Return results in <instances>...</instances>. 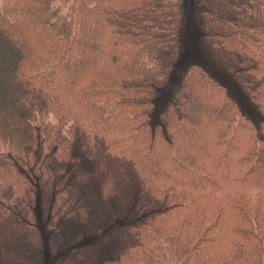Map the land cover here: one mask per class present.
I'll return each mask as SVG.
<instances>
[{"label":"trees","instance_id":"16d2710c","mask_svg":"<svg viewBox=\"0 0 264 264\" xmlns=\"http://www.w3.org/2000/svg\"><path fill=\"white\" fill-rule=\"evenodd\" d=\"M180 1L1 0L0 264L20 235L42 242L33 180L54 218L85 219L50 168L78 144L104 209L131 216L103 264H264V121L240 116L193 64L163 125L150 124ZM243 1L204 24L205 42L264 116V0Z\"/></svg>","mask_w":264,"mask_h":264},{"label":"rangeland","instance_id":"374dc122","mask_svg":"<svg viewBox=\"0 0 264 264\" xmlns=\"http://www.w3.org/2000/svg\"><path fill=\"white\" fill-rule=\"evenodd\" d=\"M1 2V0H0ZM243 0H181L176 47L166 46L159 54L163 81L155 92L150 114L152 128L163 125L164 113L177 100L182 76L193 64L202 67L207 75L223 86L240 116L253 122L256 128L264 116L249 101L233 72L211 53L205 42L204 24L232 18V6L239 8ZM259 130V129H257ZM52 165V166H51ZM55 179L67 175L66 185L75 207L85 212V219L77 215L56 219L52 216L50 199L44 201L39 178L33 180L35 200L32 208L42 242L36 246L29 234L19 236L17 258L3 264H75L82 248L95 246L91 264H103L117 256V236L120 228L131 220L129 212L114 204L104 209L100 197V183L92 173V163L81 147L75 145L73 160L52 162Z\"/></svg>","mask_w":264,"mask_h":264}]
</instances>
